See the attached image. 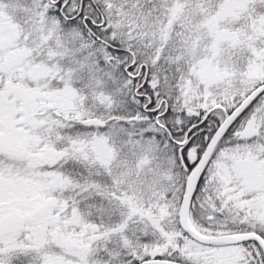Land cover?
<instances>
[{
	"label": "snow or ice",
	"instance_id": "6c2138e0",
	"mask_svg": "<svg viewBox=\"0 0 264 264\" xmlns=\"http://www.w3.org/2000/svg\"><path fill=\"white\" fill-rule=\"evenodd\" d=\"M0 264H264V0H0Z\"/></svg>",
	"mask_w": 264,
	"mask_h": 264
}]
</instances>
